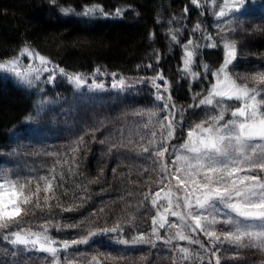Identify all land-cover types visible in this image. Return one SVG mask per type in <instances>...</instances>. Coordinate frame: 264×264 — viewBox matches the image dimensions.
I'll return each instance as SVG.
<instances>
[{
  "label": "trees",
  "instance_id": "16d2710c",
  "mask_svg": "<svg viewBox=\"0 0 264 264\" xmlns=\"http://www.w3.org/2000/svg\"><path fill=\"white\" fill-rule=\"evenodd\" d=\"M91 8L121 15L85 16L83 13ZM217 19V9L193 5L191 0H57L55 5L50 0H0V63L16 58L28 48L66 73L57 74L51 83L29 88L0 72V180L24 183L27 178L30 181L25 189L27 195H33L36 184H40L41 191L33 195V200L41 207L25 206L26 211L33 213L27 219L39 222L33 230H40V224L51 216L62 227L79 225L61 231L49 225V235L58 242L94 230L105 221L109 226L119 222L124 238L128 239L133 232H150L152 219L158 220L156 210L149 201L141 205L144 198L138 193H154L164 187L158 183L162 174L151 170L149 154L142 153L140 148L111 146L114 141L127 143L128 139L135 141L140 136L144 143L150 139L153 125L144 127L147 113L144 117L131 113L159 107L151 95L152 89L147 84L124 90L77 89L68 77L80 75L100 81L105 75L116 73L137 78L162 69L173 102L187 109L185 127L193 126L215 109L206 106L189 109L192 102L189 84L193 92L204 89L207 94L209 84L214 82L212 72L222 65L225 57V40L234 42L237 51L229 72L238 83L239 77L264 71V0H248L233 16L223 21ZM197 23L201 28L195 29ZM172 35L177 36V41L171 39ZM205 35L213 37L216 48L204 46L208 43L203 39ZM188 39L193 40L189 50L195 52L190 68L200 73L199 78H192L183 70V45ZM157 52L159 64L155 62ZM148 63L153 64L152 69L145 67ZM97 68L103 76L96 73ZM225 103L231 108L239 102ZM162 116L163 112H159L153 119ZM228 118L230 114L226 113L225 119ZM121 129L124 135H119ZM177 136L169 145L170 151L172 145L179 146L186 138L179 133ZM49 152L56 155H46ZM40 176L49 177L53 184L51 193L44 191L43 181L37 179ZM45 195L51 208L44 203ZM81 195L87 198L80 200ZM61 206H71L73 211L64 212ZM167 219L176 221L171 214ZM217 227L219 231L227 230L223 223ZM166 230L167 225L159 230L160 235ZM4 234L0 233V264H48L51 260L47 253L24 252L22 246L14 257L15 249L3 239ZM113 235L119 232L95 236L87 245L71 246L66 252L61 250L58 253L61 264H95L94 256L103 264H208L207 256L201 260L197 255L202 252L197 244L173 241L165 245L156 241L155 247L125 246L112 240ZM197 236L207 246V238L199 232ZM54 246L59 247V243ZM177 247L188 248L190 259H182V253L172 251ZM225 250L240 255L223 258ZM220 255L221 264H264V249H238L225 243Z\"/></svg>",
  "mask_w": 264,
  "mask_h": 264
},
{
  "label": "snow or ice",
  "instance_id": "6c2138e0",
  "mask_svg": "<svg viewBox=\"0 0 264 264\" xmlns=\"http://www.w3.org/2000/svg\"><path fill=\"white\" fill-rule=\"evenodd\" d=\"M56 2L57 0H50L53 5ZM211 2L215 5L217 0H211ZM191 3L197 5L198 0H191ZM187 11L188 9L185 8L184 12L187 13ZM100 12L104 14L102 9ZM83 14L90 15L88 11ZM218 16H225L222 8ZM199 28L201 25L197 23L195 29ZM171 39L177 41V36L172 35ZM203 39L208 41L204 46L217 47L211 35H205ZM192 44L193 40L188 39L183 45L185 49L183 70L190 77L199 78L200 73L190 68L195 55L193 50H189ZM197 47L200 45L198 44ZM223 48L225 50L223 63L212 72L214 82L209 84L207 94H204V89L193 92L189 84L188 91L192 98V102L188 105L189 109L201 106L215 109L214 113L208 114L206 118L193 126L185 127L184 113L187 109L178 107L173 102L169 81L162 69H155L151 76L140 75L129 85L136 87L147 84L152 89L153 99L159 103V107L155 109H137L131 113L132 116L137 117H144L147 113L148 120L144 127L147 128L148 124H152L153 129L146 143L143 142V136H140L135 141L128 139L127 143L114 141L111 146L115 148L119 144L120 149H126L129 145H133V148H140L142 153L149 154L151 170L162 174L158 183L164 187L154 193L151 191L138 193L144 198L140 202L141 205L144 201H149L156 210L158 220L157 218L152 219L150 232L139 234L133 232L131 238L128 239L124 238V229L119 222L109 226L105 221L94 230L82 231L72 239H63L58 242L49 235V225H54L57 231L77 228L79 225L65 224L62 227L59 220H54L49 216L40 224V230H33L34 225L39 222L27 219L33 213L31 210L26 211L25 206L32 204L34 208L41 207L38 201L33 200V195L41 191L40 184H36L33 195H26L24 189L30 183L27 178L24 183L4 178L0 180V233H6L3 239L15 249L13 256L17 255L22 246L24 252L35 250L47 253L51 257L48 264H61L58 255L61 250L66 252L71 246L87 245L95 236L118 232L119 235H113L111 239L125 246L146 244L155 247L156 241H162L165 245L172 244L173 241L197 244L202 250L197 255L201 260L207 256L208 264H221L220 251L225 243L238 249H264V71L251 74L246 78L239 77L241 82L238 83L237 79H233V74L228 71L229 65L237 58L234 42L225 40ZM25 54L38 57L41 63H51L38 52L30 53L28 48L21 53V55ZM159 61L160 55L157 52L156 64H159ZM8 63L15 64L17 61L13 59ZM145 67L152 69L153 64L148 63ZM137 68L139 70V66ZM203 68L204 79L207 81V64L203 65ZM42 71L49 72V69L43 68ZM58 71L60 74H66L63 68H58ZM95 71L101 76L104 75L99 68ZM111 75L113 80L111 88H117L116 81L118 80L120 90H124V79L117 77L116 73ZM37 79H39L38 76ZM48 79L54 80L55 76L50 73ZM68 79L77 88L87 83L80 75L69 76ZM158 81H163V84ZM91 87L104 90L105 84L96 83L93 78ZM226 101L239 103L230 108L225 103ZM159 112H163V116L154 120L153 118L157 117ZM226 113L230 114V118L225 119ZM178 133L186 138L179 146L172 145L170 151L169 145L172 140L178 138ZM119 135H124L123 129L119 131ZM157 136H159L158 140ZM100 143L103 144L104 140ZM177 148L180 154H175ZM76 150L74 147L73 151ZM166 153L169 154L167 159H162ZM46 155L55 156L56 153L49 152ZM144 171H149V168H144ZM37 179L43 181L46 193L53 191V184L49 177L40 176ZM172 180L176 181L174 186L171 185ZM173 187L177 191H174ZM84 191L87 192V188ZM162 193H164L163 196ZM64 195L67 196L68 193L65 192ZM9 197L14 198L9 199ZM86 198L85 195L79 196L80 200ZM43 200L49 208L52 207L48 204L47 195L43 197ZM161 200L164 201L163 204L160 203ZM61 208L64 212L73 211L71 206H61ZM168 214L176 217V221L170 222L167 219ZM218 220H222L227 228L226 231L218 232L214 227ZM202 221H207V226L203 225ZM166 225L167 230L161 236L159 230L165 229ZM172 229L176 231L173 233ZM198 232L207 238V246L198 238ZM58 243L59 247L54 246ZM172 251L182 253V259H190L189 249L186 247H177ZM239 255V252L228 253L225 250L223 258L232 259ZM92 260L95 264H103V261L96 256Z\"/></svg>",
  "mask_w": 264,
  "mask_h": 264
},
{
  "label": "rangeland",
  "instance_id": "374dc122",
  "mask_svg": "<svg viewBox=\"0 0 264 264\" xmlns=\"http://www.w3.org/2000/svg\"><path fill=\"white\" fill-rule=\"evenodd\" d=\"M248 0H243V2H241V0H217V3L214 5L212 4L211 0H198V4L197 6H208L211 9H217L218 12L219 10L222 8L225 12V16L224 17H219L218 16V21H223L225 19H227L230 15L233 16V14L237 11H240L242 8H244V6L247 4ZM88 12L90 13V16H118V13H115L114 15H108V14H101L100 10L97 8H91L88 10ZM119 14L121 15V12H119ZM23 52V51H22ZM21 52V53H22ZM30 53H34L31 50H29ZM21 53L14 58L17 63L15 64H9L8 61H4L1 62L0 65H3V67H0V72L3 74L8 75L9 77L15 79L16 81L20 82L21 84L27 86V87H36L38 85H45L48 83H51L53 80H49V74L51 73L52 75L56 76L57 74H59V71L52 67L49 63H41L38 59V57H35L34 55H29V54H25V55H21ZM13 60V59H12ZM47 61V60H46ZM231 65V64H230ZM229 65V68H230ZM43 68H48L49 72H44L42 71ZM228 68V71H229ZM53 69H56V71H52ZM17 73H19V75H17ZM37 76L39 77V79H37ZM119 78H123L125 81V84L123 86L124 89L130 87V83L131 81L135 80L136 78H130V77H125V76H118ZM81 78L83 80H86L87 83L83 84L80 88H77V86L73 83V85L77 88V89H84V88H88L90 90L93 91H98L99 89H95L92 88V83L93 80L88 79L86 77H82ZM90 80V81H89ZM96 83H104L105 84V88H111V83L113 82L112 80V75L111 74H107L103 77L102 80H95ZM117 83V88L118 90H120L121 86L119 85L118 80L116 81ZM100 91V90H99ZM177 154H180V150L178 149ZM176 184V181L174 180L172 185L174 186ZM26 189V188H25ZM25 194H26V190ZM174 191H177V189H175V187H173ZM167 191V190H166ZM164 193H162L163 196ZM27 195V194H26ZM162 202H164L163 200H161ZM160 201V202H161ZM225 211H227L225 209ZM209 219H211V217H209ZM207 221H202V224L207 226ZM219 223H223L222 220H218V222L214 225V227L216 228V226ZM219 231V228H216Z\"/></svg>",
  "mask_w": 264,
  "mask_h": 264
},
{
  "label": "clouds",
  "instance_id": "9594fccd",
  "mask_svg": "<svg viewBox=\"0 0 264 264\" xmlns=\"http://www.w3.org/2000/svg\"><path fill=\"white\" fill-rule=\"evenodd\" d=\"M12 198H14V197H9V199H12ZM7 202V201H6Z\"/></svg>",
  "mask_w": 264,
  "mask_h": 264
},
{
  "label": "bare ground",
  "instance_id": "6f19581e",
  "mask_svg": "<svg viewBox=\"0 0 264 264\" xmlns=\"http://www.w3.org/2000/svg\"><path fill=\"white\" fill-rule=\"evenodd\" d=\"M3 78V77H2ZM8 79V78H7Z\"/></svg>",
  "mask_w": 264,
  "mask_h": 264
}]
</instances>
